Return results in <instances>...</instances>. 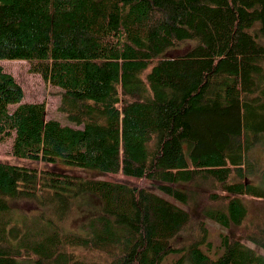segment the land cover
I'll return each mask as SVG.
<instances>
[{"label": "trees", "instance_id": "trees-1", "mask_svg": "<svg viewBox=\"0 0 264 264\" xmlns=\"http://www.w3.org/2000/svg\"><path fill=\"white\" fill-rule=\"evenodd\" d=\"M12 59L77 127L0 64V144L41 164L0 160V264H264L229 235L213 249L205 222L264 249V0H0ZM85 194L99 209L69 229ZM23 200L39 227L15 220Z\"/></svg>", "mask_w": 264, "mask_h": 264}, {"label": "rangeland", "instance_id": "rangeland-1", "mask_svg": "<svg viewBox=\"0 0 264 264\" xmlns=\"http://www.w3.org/2000/svg\"><path fill=\"white\" fill-rule=\"evenodd\" d=\"M178 52V51H175ZM171 52L172 54L175 53ZM4 71L11 74L15 80L21 85L24 91V101L27 102H37L44 100L46 102V116L49 118L58 119L62 124H68L73 127H77L74 124L68 122L65 119V116L57 110L59 103V87L53 86L46 83L38 74L31 73L29 71V65L24 60H0ZM254 157L258 158L261 161V164L264 166V137L262 141L257 144L252 150ZM0 160L20 163L28 166H38L41 165L39 162L30 161L25 159H20L12 156L11 154V140H7L0 144ZM80 174L83 177H93L99 179H107L113 181H126V182H137L141 181L135 179L131 176H125L120 173H100L90 169H81L75 167H66V169ZM182 207L188 208L184 204L178 203ZM249 204V201L247 202ZM251 204V203H250ZM249 204V205H250ZM99 209V203H97L93 198H90L87 194L80 196L78 203L76 204V214L70 219L67 228L72 230H77L79 224L92 212H95ZM13 210L16 212L15 220L19 222H24L26 219L31 226L39 227L42 224V221L37 218L41 211H45L43 208H39L35 205L32 200L20 201L15 204ZM206 226L208 228V239L211 240L213 249L220 244L221 235H229L234 238L241 239L242 242L257 250L258 252L264 254V249L257 247L254 243L241 238L238 228L235 226H222L214 220L206 219ZM213 254V252H211ZM170 258L171 255L167 256Z\"/></svg>", "mask_w": 264, "mask_h": 264}]
</instances>
